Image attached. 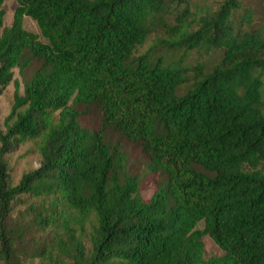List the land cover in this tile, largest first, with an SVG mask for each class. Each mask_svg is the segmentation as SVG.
<instances>
[{
  "label": "trees",
  "instance_id": "trees-1",
  "mask_svg": "<svg viewBox=\"0 0 264 264\" xmlns=\"http://www.w3.org/2000/svg\"><path fill=\"white\" fill-rule=\"evenodd\" d=\"M16 1L6 26L0 0V94L15 69L24 85L0 124V264H264V0ZM159 25L170 38L137 54Z\"/></svg>",
  "mask_w": 264,
  "mask_h": 264
},
{
  "label": "rangeland",
  "instance_id": "rangeland-1",
  "mask_svg": "<svg viewBox=\"0 0 264 264\" xmlns=\"http://www.w3.org/2000/svg\"><path fill=\"white\" fill-rule=\"evenodd\" d=\"M219 1L220 0H195V2L198 5H200L199 6L200 9L201 8L203 9V6L214 7L219 3ZM17 6L18 3L16 0H5L3 7L6 12L5 13L6 26H9L12 23ZM174 10L175 8L172 6V8H170L165 14L166 21L171 26L175 24ZM24 26L27 30L35 32L41 36V30L37 22L32 17L25 16ZM196 26L197 23L195 24V27ZM170 34L171 31L165 28L164 25L157 26L155 30H153L151 34L148 36L146 42L137 49V54L146 52L148 49H150L153 46L154 43H156L161 38L162 39L170 38ZM41 38L43 39V37ZM206 57H208V55L204 50L203 51L193 50L188 53L187 60L189 62L196 63ZM23 87H24L23 79L19 73V70L15 69L13 81L8 86H6V88L0 94V124L2 126H4V119L10 113L12 106L14 104L16 91L19 90V93H23ZM82 121L86 126L97 127L99 126V123L101 121V112L97 108L91 107L86 111H84L82 116ZM122 142L125 145V150L128 154V159H129L128 169L134 173H142L148 162L147 154L142 151L139 145L133 142H127L125 140H122ZM148 182H149V178H145L144 187L147 188ZM151 189H152L151 187H148L147 191H151ZM203 227H204V221H200L198 224V228L202 229ZM203 241H204L205 255L207 257L212 255L223 254V251L209 235H205L203 237Z\"/></svg>",
  "mask_w": 264,
  "mask_h": 264
}]
</instances>
